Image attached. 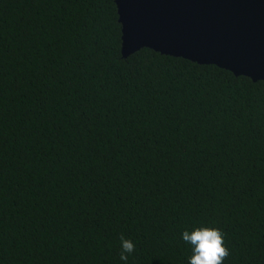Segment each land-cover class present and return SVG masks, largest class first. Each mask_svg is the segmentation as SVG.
I'll return each mask as SVG.
<instances>
[{
  "label": "trees",
  "instance_id": "1",
  "mask_svg": "<svg viewBox=\"0 0 264 264\" xmlns=\"http://www.w3.org/2000/svg\"><path fill=\"white\" fill-rule=\"evenodd\" d=\"M264 264V80L142 47L115 0H0V264Z\"/></svg>",
  "mask_w": 264,
  "mask_h": 264
},
{
  "label": "water",
  "instance_id": "2",
  "mask_svg": "<svg viewBox=\"0 0 264 264\" xmlns=\"http://www.w3.org/2000/svg\"><path fill=\"white\" fill-rule=\"evenodd\" d=\"M121 55L142 47L264 80V0H115Z\"/></svg>",
  "mask_w": 264,
  "mask_h": 264
},
{
  "label": "clouds",
  "instance_id": "3",
  "mask_svg": "<svg viewBox=\"0 0 264 264\" xmlns=\"http://www.w3.org/2000/svg\"><path fill=\"white\" fill-rule=\"evenodd\" d=\"M224 236V232L217 227L199 226L192 230L185 229L181 238L191 246L188 264H224L230 255ZM119 240V258L123 264H127L129 255L136 250L135 244L123 233L120 234Z\"/></svg>",
  "mask_w": 264,
  "mask_h": 264
}]
</instances>
